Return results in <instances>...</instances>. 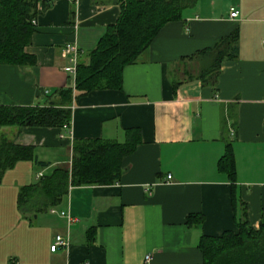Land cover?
<instances>
[{"label":"crops","instance_id":"1","mask_svg":"<svg viewBox=\"0 0 264 264\" xmlns=\"http://www.w3.org/2000/svg\"><path fill=\"white\" fill-rule=\"evenodd\" d=\"M35 8L25 49L35 63L0 65V105H60L70 87L71 118L68 127L0 128L14 144L32 148L30 158L0 176V264H202L201 236L237 232L244 218L260 226L264 0H197L123 69L121 88L84 95L74 89L64 48L75 46L77 64L88 63L118 19L115 0H53ZM232 8L236 19L229 18ZM131 128L141 141L122 158L115 182L69 184L55 205L40 195L20 206L23 188L56 166L70 168L75 141L122 144ZM227 150L233 179L219 168ZM58 234L69 244L51 251Z\"/></svg>","mask_w":264,"mask_h":264},{"label":"trees","instance_id":"2","mask_svg":"<svg viewBox=\"0 0 264 264\" xmlns=\"http://www.w3.org/2000/svg\"><path fill=\"white\" fill-rule=\"evenodd\" d=\"M53 1V0H52ZM50 6L45 0H0V65L32 66L34 58L25 49L31 45L36 4ZM197 0H115L119 16L107 27L88 63L76 65L74 89L84 95L96 89L121 88L122 72L136 63L161 28L182 18L185 10L195 7ZM235 52V47L232 54ZM222 54V53H220ZM220 59V58H219ZM71 88L62 90L60 105H0V128L6 126L68 127L71 110ZM140 131H127L126 142L120 144L102 139H81L74 142L70 168L56 166L37 183L20 191L19 204L43 196L46 206L55 205L67 192L69 184L107 185L121 175L122 158L140 143ZM32 155L30 146L16 145L0 135V176L17 161ZM219 168L231 179L234 166L231 151L219 160ZM196 216V215H195ZM190 215L188 222L194 217ZM198 216V221L201 220ZM237 232L225 231L218 236H201L198 248L202 264H264V221L253 228L247 219L237 222Z\"/></svg>","mask_w":264,"mask_h":264},{"label":"built area","instance_id":"3","mask_svg":"<svg viewBox=\"0 0 264 264\" xmlns=\"http://www.w3.org/2000/svg\"><path fill=\"white\" fill-rule=\"evenodd\" d=\"M238 17V11L235 10V9H230L229 11V18L230 19H236ZM34 21H32V24L34 25ZM264 45V43H263ZM64 54L65 55H69L71 57V61L72 63L74 64V67L71 69V73L75 74L76 73V65H77V55H78V50L75 46H71V45H67L65 48H64ZM48 93V91H44V94ZM42 174L39 173V176H41ZM166 179L167 180H170L171 179V176L170 175H167L166 176ZM52 212H55V210H52ZM59 214L63 217L66 218L67 222L68 223H71L73 218L66 212H63V211H60ZM69 244V240L66 238H63L61 235H56L55 236V240L53 242V244H51L50 246V250L51 251H55L58 246H67ZM150 255H147L146 256V260L149 261L150 260Z\"/></svg>","mask_w":264,"mask_h":264},{"label":"water","instance_id":"4","mask_svg":"<svg viewBox=\"0 0 264 264\" xmlns=\"http://www.w3.org/2000/svg\"><path fill=\"white\" fill-rule=\"evenodd\" d=\"M45 1L52 2V0H45Z\"/></svg>","mask_w":264,"mask_h":264}]
</instances>
